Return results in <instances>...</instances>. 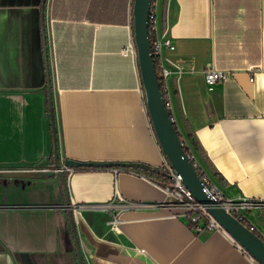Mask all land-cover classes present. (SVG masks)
I'll list each match as a JSON object with an SVG mask.
<instances>
[{
    "label": "crops",
    "instance_id": "1",
    "mask_svg": "<svg viewBox=\"0 0 264 264\" xmlns=\"http://www.w3.org/2000/svg\"><path fill=\"white\" fill-rule=\"evenodd\" d=\"M42 2L0 0V171L54 168L47 77L61 163L161 169L133 0H45L44 36ZM151 11L156 39L175 46L161 50L165 95L195 164L224 198L264 203V0H153ZM208 68L231 77L208 88ZM159 184L114 168H82L65 186L0 179V264H254L224 233L190 230ZM246 211L264 238V205Z\"/></svg>",
    "mask_w": 264,
    "mask_h": 264
},
{
    "label": "water",
    "instance_id": "2",
    "mask_svg": "<svg viewBox=\"0 0 264 264\" xmlns=\"http://www.w3.org/2000/svg\"><path fill=\"white\" fill-rule=\"evenodd\" d=\"M41 12V34L44 36L43 9ZM152 0H133L132 3V25L133 40L137 51L138 68L145 97V105L148 116L158 145L166 160L174 171L180 175L183 185L192 194L197 203L202 205L212 218L219 224L223 231L243 250H245L259 264H264V241L252 230L248 229L238 219L228 213L222 206L213 202L203 191L201 177L195 166L183 149V142L178 136L168 107L161 93L158 76L151 56L150 40L148 35V18L151 10ZM47 99L49 107V120L53 139V167L58 170L61 165L72 168H119L121 163H94L77 162L65 160L60 162L56 147L55 121L52 110V98L50 90V79L47 77ZM142 170H150V166L139 164ZM58 178L61 184L65 183L62 172L55 173L53 170L36 171H0V179H44ZM69 204H67V208ZM70 225L75 234L74 220L70 211ZM78 259L82 262L79 254Z\"/></svg>",
    "mask_w": 264,
    "mask_h": 264
},
{
    "label": "built area",
    "instance_id": "3",
    "mask_svg": "<svg viewBox=\"0 0 264 264\" xmlns=\"http://www.w3.org/2000/svg\"><path fill=\"white\" fill-rule=\"evenodd\" d=\"M149 23L151 24V56L153 59V62H156L160 73L159 77L162 79L166 76V70L161 67V50L167 49L169 51H173L175 49L174 44L171 42L169 38H165L162 41L156 39L154 35V14L150 10L149 14ZM125 52V50L123 51ZM205 84L208 88H211L214 85L221 84L225 81H227L231 74L226 71L221 70H215V69H206L203 73ZM168 106V104H166ZM190 159H193V156L189 157ZM166 159V158H165ZM161 169L163 170L164 174L166 175V182L167 184H159L162 188V190L167 194V196L170 198V203L166 204L167 206H170L172 208H175L179 210V217L186 223V225L192 230L194 233H202V232H212V231H219L224 233L231 242L244 254L246 255L254 264H259L257 261H255L245 250H243L237 243H235L219 226V224L212 218V216L207 212V210L196 202V200L193 198L192 194L186 189V187L183 185L181 177L179 174H177L170 163L165 160L163 165L161 166ZM55 173L62 172L66 173V181L73 173V168L71 167H65L63 165L60 166L58 170L52 169ZM114 172L117 173V169H114ZM129 173H132L134 175L145 177L142 174H138L134 171H130ZM202 184L204 185L203 191L209 196V198L222 206L228 213H230L232 216H234L236 219L240 220L242 215L238 214L242 211L249 210L250 208L257 206H262L264 203L262 202H251V201H245L242 200V202L232 201L227 198H224L222 194L214 188L209 179L206 176L201 177ZM164 184V185H163ZM163 185V186H162ZM69 210L72 212L75 210L76 206L70 205L68 206ZM111 206L106 205L103 207L105 210H109ZM113 224L116 223V219H112Z\"/></svg>",
    "mask_w": 264,
    "mask_h": 264
},
{
    "label": "trees",
    "instance_id": "4",
    "mask_svg": "<svg viewBox=\"0 0 264 264\" xmlns=\"http://www.w3.org/2000/svg\"><path fill=\"white\" fill-rule=\"evenodd\" d=\"M150 28H151V24L148 23V35H149V40H150V43H151V35H150L151 34V30H150ZM154 66H155L156 74L158 76V80H159V85H160L162 96L164 98L165 103L167 104V98H166V95H165V84H164V81H163V79L161 77H159L160 70H159V67H158L156 62H154ZM168 112L170 114L169 109H168ZM170 116H171V114H170ZM177 134H178L180 140L183 142V139L180 136V134L179 133H177ZM183 149H184L185 153L188 155V157H190L191 156L190 149L184 142H183ZM190 161L195 166V169H196L198 175L200 177H203L204 174L201 171V169L195 164V161L193 159H190ZM138 165L139 164H123V167L114 168V169H117V171H118L117 173H120V172L129 173L130 171H134V172H136L138 174H142V175L150 178L151 180H154L156 183H160V184L164 183L167 180L166 175L164 174L162 169H157V168H152L151 167L150 170H142V169L139 168ZM80 169L81 168H73V173L76 172V171H79ZM63 174H64V178H65V183L62 184V186H65L66 185L67 174L66 173H63ZM67 204H69V202ZM239 221L242 224H244L248 229L252 230V232H254L258 237H260L264 241V238L253 228V226L247 221L246 218L242 217Z\"/></svg>",
    "mask_w": 264,
    "mask_h": 264
},
{
    "label": "rangeland",
    "instance_id": "5",
    "mask_svg": "<svg viewBox=\"0 0 264 264\" xmlns=\"http://www.w3.org/2000/svg\"><path fill=\"white\" fill-rule=\"evenodd\" d=\"M164 184H167V182L165 181ZM164 184H163V185H164ZM163 185H162V186H163ZM237 202H242V200H237ZM247 212H248V211H246V210H245V211H242V210H241V213H238V214H240V215L244 216V218H246L245 216H246V213H247Z\"/></svg>",
    "mask_w": 264,
    "mask_h": 264
},
{
    "label": "bare ground",
    "instance_id": "6",
    "mask_svg": "<svg viewBox=\"0 0 264 264\" xmlns=\"http://www.w3.org/2000/svg\"><path fill=\"white\" fill-rule=\"evenodd\" d=\"M153 1V0H152ZM148 23H149V18H148ZM150 49H151V46H150ZM55 169V168H54Z\"/></svg>",
    "mask_w": 264,
    "mask_h": 264
}]
</instances>
